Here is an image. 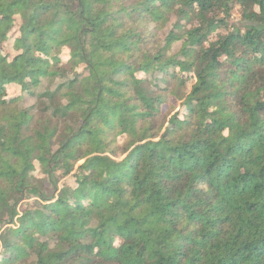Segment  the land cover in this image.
<instances>
[{
	"label": "trees",
	"instance_id": "trees-1",
	"mask_svg": "<svg viewBox=\"0 0 264 264\" xmlns=\"http://www.w3.org/2000/svg\"><path fill=\"white\" fill-rule=\"evenodd\" d=\"M0 264H264V0H0Z\"/></svg>",
	"mask_w": 264,
	"mask_h": 264
},
{
	"label": "rangeland",
	"instance_id": "rangeland-1",
	"mask_svg": "<svg viewBox=\"0 0 264 264\" xmlns=\"http://www.w3.org/2000/svg\"><path fill=\"white\" fill-rule=\"evenodd\" d=\"M240 14H241L240 8H239V7H236V9H235V11H234V15H233L234 17H233V19H232V21H233L234 23H237V22L240 21ZM20 22H21V21H20ZM20 22H19V23H20ZM240 22H242V21H240ZM17 23H18V22H17ZM19 23H18L17 25H19ZM242 24H243V22H242ZM224 35H225L224 32H222L221 30H217V32L215 33L214 36L222 37V36H224ZM179 48H180V43H177V44L175 45L174 49L177 50V49H179ZM69 50H70V49H68V48H64V49H62V52H63V53H62V54H63V56H62V58H63V62L68 58L67 53L69 54ZM17 53H18L17 48H15V46L12 45V49H11V54H12V56L16 55ZM15 89H16V91H20V90H21V86H20V85H17V86H15ZM26 99H27V100H26ZM23 103H24V105H26V106H30V105H31V103H32V98L30 97V94H29V93H26V94H25V98H24ZM125 156H126V155H124V157H125ZM5 159H6V161H8V163L5 165L6 168H9L10 166H12V167H14V168H16V169H18V170L22 168V162H21V160H20L19 157H15V156L7 155V156L5 157ZM82 163H83V161H80V162H78V163L76 164V168H75V171H73V174L77 172V168H78L79 165H81ZM58 175H59V177L61 178L60 184L63 182V179H68V177H67V178H66V177H62V176L60 175V173H59ZM71 175H72V174H71ZM74 175H75V174H74ZM46 177H47L46 175H41L40 179L45 180ZM43 182H44V181H43ZM148 212H149V211H148L147 208H143V209H140L139 211L136 212V216L142 218V217H144Z\"/></svg>",
	"mask_w": 264,
	"mask_h": 264
}]
</instances>
